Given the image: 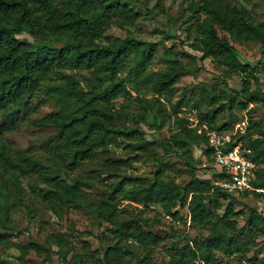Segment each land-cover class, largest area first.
Instances as JSON below:
<instances>
[{"label": "trees", "instance_id": "16d2710c", "mask_svg": "<svg viewBox=\"0 0 264 264\" xmlns=\"http://www.w3.org/2000/svg\"><path fill=\"white\" fill-rule=\"evenodd\" d=\"M156 1L159 3L160 0ZM187 6L190 10L188 19L192 22L184 30L193 33L190 48L200 52L199 59L210 57L227 72H243L241 86L235 92L243 102L253 101L256 92L248 86L250 79L254 78V70L249 63L240 62L235 46L225 34L218 32V28L229 36L264 45L262 25L254 21L247 8L230 1L188 0ZM138 15L137 9L128 1L111 4L108 0H0V114H6L11 121L14 110L27 105L34 93L52 96L58 101L72 99L77 103L71 112L55 111L33 120L36 125L54 128L51 138L55 139L47 146L53 157L45 162L32 152L16 150L0 140V241H8L6 231L11 227L10 211L23 202L24 179H27L30 191L54 215L61 217L64 205L89 203V194L84 188L93 182L71 172L94 150L115 142L119 136L130 138L136 135V147L142 150L152 143L153 140L145 138L137 127L127 124V104L121 102L116 105V99L121 97L125 100L130 96V89L139 93L144 88L156 95L154 101L160 111L162 103L158 96L170 92L175 82L190 70L174 60L163 68L148 69L155 42L129 36H104L111 23L119 27L130 26ZM21 33L38 41L20 37ZM20 59L26 62L28 77L25 82L14 84ZM82 69L93 71L91 79L82 76L86 88L80 84L79 76L82 74L79 70ZM100 74H105V80ZM176 106L173 107L175 111ZM220 108L210 116L199 114V118L207 122L208 129L214 128L213 121ZM143 117L140 114V118ZM175 121L177 130L168 138L160 139L159 143L167 152L184 159L188 166V180L181 184L163 178L159 169H155L149 178L126 187L125 178L104 184L105 191L111 195L119 193L133 208L157 204L165 214L174 218L178 216L175 207L185 206L189 222L204 230L199 239L194 238L191 244L187 242L179 249L180 256H185V262L199 259V262L208 264L215 261V252L225 256H245L251 248L252 222L264 219V213L252 210L244 223L237 226L231 204H226L223 212H219L222 206L220 199L234 192L210 184L212 177L222 173L209 165L213 162L212 147L206 135L197 133V128L190 126L184 116L176 115ZM240 137L247 141L244 144L251 148V157L258 164L253 183L264 186V169L261 167L264 135L251 138L249 133H244ZM191 145L200 148L207 162L203 163V169L210 173L211 178L197 173V166L188 154ZM160 160L161 157L157 156L154 165ZM36 179L42 184L39 188L33 185ZM239 193L256 194L264 204V192ZM92 209L96 216L114 225L116 234L114 241L100 237L101 256H95L98 249H88L87 258L74 251L71 239L51 231L42 242L33 238L28 242H7L19 250L17 264H27L24 257L29 249L41 255L52 247L63 264H94V258L101 264H151L146 256L132 259L125 255L130 250L127 243L132 241L149 248L162 241L163 236L152 231V222L139 213L126 214V208L118 209L110 198H100ZM154 221L160 222L155 217ZM247 226L250 228L245 231ZM69 231L75 232L72 228ZM70 252L72 254L68 258ZM254 257L252 254L248 259ZM260 261L264 263V255ZM43 264L55 263L47 255Z\"/></svg>", "mask_w": 264, "mask_h": 264}, {"label": "rangeland", "instance_id": "374dc122", "mask_svg": "<svg viewBox=\"0 0 264 264\" xmlns=\"http://www.w3.org/2000/svg\"><path fill=\"white\" fill-rule=\"evenodd\" d=\"M111 4L128 1L137 9L139 15L130 26H116L111 23L104 31L107 38L129 36L143 41L155 42L152 57L147 65L148 69H159L165 67L169 62L176 61L189 68L190 73L181 76L174 84V88L167 93L159 95L162 103L161 110H157L154 101L156 95L151 94L144 88L137 93L130 89V96L123 100L116 99V105L123 102L127 104V124L137 127L143 132L145 138L153 140L145 150L136 147L138 137L119 136L115 142L107 143L104 147H98L92 155L77 166L71 174H77L89 179L92 185L84 188L88 192L89 203L82 206L64 205L61 217L54 215L46 204L34 195L28 187L27 179L23 180L24 197L23 202L10 211V228L6 231L5 242L0 241V260L2 264H17L19 250L7 242H28L33 238L42 242L48 232H60L71 239L74 251L81 252L88 258L87 250L98 249L95 256H101L99 247L101 239L109 241L116 240L113 232L114 225L95 215L92 207L100 198H110L117 208H126V214L130 212L139 213L152 222V231L163 236L156 246L149 248L130 242V250L125 257H144L151 264H204L196 259L189 263L180 256L179 249L187 242L191 244L192 239H199L204 230L199 226L192 225L185 206H176L178 216L164 213L157 204L147 207L137 205L133 208L127 199L121 198L119 193L111 195L105 191L104 184L116 182L125 178L124 186L149 178L151 172L159 169L163 178L173 179L184 184L188 180V166L184 159L176 157L167 152L159 143V140L168 138L169 134L177 130L178 126L175 116L187 118L190 126H195L197 133L208 130L207 122L199 118V114L210 116L216 108L217 111L213 129L220 134H228L234 142L241 141L240 135L249 133L251 138L258 134L264 135V45L229 36L225 31L218 28V32L225 34L235 46L240 62H247L253 68L254 78L250 79L248 88L256 92L251 102H243L235 90L241 86L243 72L229 70L217 64L212 58L199 59L200 52L190 48L189 44L193 33L184 30L189 26L188 0H108ZM230 1L236 5L247 8L254 21L264 28V0H221ZM1 24V23H0ZM32 42L38 39L32 38L26 33H21ZM168 49V50H166ZM14 84L27 80L28 70L26 62L20 59L18 62ZM25 65V66H24ZM81 76L80 84L86 88V82L82 76L92 78L93 71L79 70ZM105 80V74H100ZM107 81V80H106ZM138 94V97L136 96ZM176 106V111L173 109ZM77 103L72 99L58 101L55 97L34 93L27 105L14 110L13 119L10 121L6 114H0V140L9 144L16 150H27L38 155L43 162L53 157L47 149L55 138H51L54 128L51 126H39L33 120H39L52 112H71L76 109ZM143 114V118H140ZM132 118L137 121L133 122ZM202 145L201 143H199ZM188 154L197 166V173L204 178H211L210 173L203 169V163L207 164L200 148L191 145ZM161 160L154 165L156 157ZM212 168L213 162H209ZM264 169V160L261 163ZM35 188L42 184L36 179L33 182ZM222 213L226 204H231L237 226H241L244 220L253 211L264 213L263 199L256 194H240L238 192L228 194L227 198L220 199ZM134 204V203H133ZM136 205V204H135ZM139 208V209H138ZM140 210V211H139ZM154 217L160 222L154 221ZM250 234L251 248L245 256L233 254L225 256L215 252V261L208 264H264L260 261L264 255V219H255L252 222ZM69 228L75 230L74 233ZM250 226L245 228L247 231ZM80 232V233H79ZM54 247L47 253L36 254L29 249L25 254L27 264H43L45 256L49 255L55 264H63L54 254ZM257 250L255 253L254 250ZM72 252L68 254V258ZM255 255L254 258L250 256ZM94 264H101L94 258Z\"/></svg>", "mask_w": 264, "mask_h": 264}, {"label": "built area", "instance_id": "2783aa9c", "mask_svg": "<svg viewBox=\"0 0 264 264\" xmlns=\"http://www.w3.org/2000/svg\"><path fill=\"white\" fill-rule=\"evenodd\" d=\"M208 144L212 147V159L216 171L221 176H214L210 184L228 192L256 191L264 192V186L255 185L258 169L257 162L251 157V148L241 141L234 142L233 138L215 129L205 132ZM230 142L232 144H230Z\"/></svg>", "mask_w": 264, "mask_h": 264}]
</instances>
